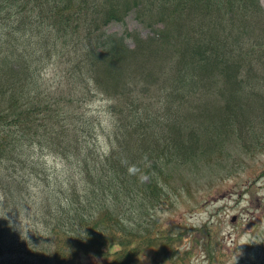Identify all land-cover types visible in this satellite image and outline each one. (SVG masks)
Returning a JSON list of instances; mask_svg holds the SVG:
<instances>
[{
    "label": "trees",
    "instance_id": "obj_1",
    "mask_svg": "<svg viewBox=\"0 0 264 264\" xmlns=\"http://www.w3.org/2000/svg\"><path fill=\"white\" fill-rule=\"evenodd\" d=\"M131 10L153 31L129 32L133 46L104 28ZM49 65L107 101L104 138L83 96L45 82ZM257 149L261 0H0V236L17 264H185L203 237L213 264L208 227L183 248L152 209L179 174L229 173ZM47 154L65 176L45 172Z\"/></svg>",
    "mask_w": 264,
    "mask_h": 264
},
{
    "label": "rangeland",
    "instance_id": "obj_2",
    "mask_svg": "<svg viewBox=\"0 0 264 264\" xmlns=\"http://www.w3.org/2000/svg\"><path fill=\"white\" fill-rule=\"evenodd\" d=\"M261 1L264 5V0ZM105 29L108 33L126 35L130 44L133 43L128 31H138L143 35L149 33V28L143 26L136 11L129 12L123 20L109 22ZM44 77L45 82L53 89L71 91L84 97L83 101L75 106L94 119V122H98L94 127L96 130L90 128L89 133L100 132L99 137L104 138L101 131L111 129V113L106 112L105 100L86 94L81 87L70 83L66 68L49 65L44 70ZM85 127L86 125L83 126ZM104 142L105 140H102L96 144L101 145ZM95 153L94 151L91 156ZM242 154L241 158L231 159L235 162L231 164V168L235 170L231 173L209 174L201 177L199 182L184 181L187 174H179L177 181L183 186L178 188V192L168 188L167 194L152 209L158 223L164 224L174 232L184 233L183 245L186 247L192 243L189 239L192 226L208 227L211 249L217 256L220 254V264H264V149ZM43 161V169L49 175H66L63 172L66 166L64 160L47 154L43 156ZM256 182L255 193L253 185ZM41 185L47 186V182L42 181ZM40 227L41 231H44V225L40 224ZM206 239L207 237H203L198 240L194 254L190 259H186V264H207ZM218 241L222 245V250L218 249L219 251L215 246ZM18 251V247L7 243L0 236V264H17ZM222 251L225 253L222 254ZM143 261L145 264H156L151 254H145Z\"/></svg>",
    "mask_w": 264,
    "mask_h": 264
}]
</instances>
